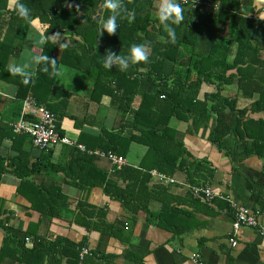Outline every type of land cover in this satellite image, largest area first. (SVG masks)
Here are the masks:
<instances>
[{"label":"trees","instance_id":"obj_1","mask_svg":"<svg viewBox=\"0 0 264 264\" xmlns=\"http://www.w3.org/2000/svg\"><path fill=\"white\" fill-rule=\"evenodd\" d=\"M195 1L187 0L186 4H182L179 0L184 8L185 19L179 25H173L177 39L171 43L167 29L158 20L161 0H121L117 32L105 33L100 37H97L96 31L99 21L111 14L110 9L103 7V0H25L32 9L30 20L17 16L14 0H0V30L2 16L9 14V21L5 24L10 32L26 27L37 18L48 25L45 35L63 31L73 37L71 51L68 50L70 54L63 51L58 57L55 55V44L48 39L41 55L47 54L56 59V64L52 66L49 63L47 72L43 71L44 66L41 64L29 84H24L18 74H12L18 80L15 82L18 86L17 98L22 101L31 95L39 105L53 113L51 106L42 104L46 100L42 86L52 87L59 66L66 65L88 75L94 71L91 97L99 100L100 97L108 96L122 122L117 130L102 129L95 136L81 132L77 143L87 151L122 157L126 156L133 143L146 149L138 167L114 168L109 174L95 165L97 156L65 146L71 160L62 165L49 163V168L63 172L73 186L84 192L101 188L109 200L119 202L127 216L133 219L140 211L148 213L149 223L153 216L150 212L153 195L157 194L154 190L165 192L167 184L156 179L157 184L151 188L154 178L150 171L155 170L171 177L177 170H182L191 178L193 172L205 170L200 164L188 163V154L169 127L171 119L191 120V129L196 132L215 115L209 140L232 163H241L251 155L261 156L260 153L264 151V118L251 117L264 114V79L256 76L257 70L264 67V59L260 57L264 50V22L258 23L252 16H256L257 12L252 8H244L242 0H197L200 4L194 9L196 14L192 15L186 10ZM206 2L215 6L216 12L203 10V3ZM135 13L140 14L135 16ZM225 24H228L229 37L215 39L217 28ZM201 38H206L210 43L207 53L197 51ZM135 44L146 45L149 53L147 61L137 62L127 71H121L116 65L111 70L103 67V58L109 49L127 55ZM73 45H79L81 51L73 48ZM234 45L236 51L233 54L231 47ZM15 52L5 40L0 42V79L1 74L8 73L6 59ZM65 55L71 60L64 61ZM203 84L214 86L215 91L205 95L203 100H198ZM231 86L243 95L258 93V100L250 108L238 110L235 98L224 95ZM136 98H139V103L135 107ZM59 120L62 117L57 118V121L63 134ZM84 124L85 121L76 122L75 127L82 129ZM6 138L12 139L15 145L25 141L27 136L13 135L10 126L0 121V145ZM51 154L46 153V157ZM21 162L20 158H16L9 160V165L18 171ZM7 168L6 158L0 156V183L2 175L8 172ZM28 176H21V183L33 185V190H36V195L30 198L34 210L47 218H57L64 209L70 207L54 182L35 185L26 180ZM74 209L77 211L75 222H82L87 228L95 216L96 223L103 221L104 214L89 209L83 200L74 204ZM2 214L0 209V219L7 221V217L3 218ZM157 214L160 222L164 212ZM182 230L174 228L172 232L179 234ZM33 242L30 249H21L19 262L33 264L36 259L41 263L56 255L65 256L67 251L70 254L67 256L78 261V250L83 247L82 244L74 246L67 242L46 244L44 239L38 238Z\"/></svg>","mask_w":264,"mask_h":264},{"label":"crops","instance_id":"obj_2","mask_svg":"<svg viewBox=\"0 0 264 264\" xmlns=\"http://www.w3.org/2000/svg\"><path fill=\"white\" fill-rule=\"evenodd\" d=\"M254 2L242 0L241 5L247 10L252 8L257 11L253 8ZM199 4L196 0L186 11L195 15L194 9ZM209 5H204L203 10L216 12ZM139 14L135 13V16ZM252 16L258 23L264 22V18L258 13ZM261 16H264V11ZM6 21H9V14L1 18L3 25L0 42L5 40L13 51H17L6 59L8 73L1 74L0 79V121L10 126L19 118L21 100L17 98L18 86L15 82L18 80L8 71V67L25 60L26 52L42 54L44 46H37L35 39L45 35L48 25L36 18L26 27L10 32L7 30ZM57 33L59 35H55ZM206 35L207 33L204 36ZM228 37V24L218 27L214 34L217 40ZM72 38V34L63 31H55L49 36L51 43L55 44L56 57L63 51L70 54L68 50ZM57 40L61 41L59 45L54 43ZM64 42L68 44L67 47L63 46ZM209 44L206 38H201L197 47L198 53H207ZM73 48L81 51L79 45H73ZM231 48L234 54L235 45ZM65 56L64 61L71 60ZM260 57L264 59V50ZM89 73L84 74L72 67L60 65L52 87L42 86V94L46 95L42 104L51 106L57 118L62 117L59 125L63 134L76 142L81 132L95 136L102 129L117 130L122 122L108 96L100 97L99 100L91 97L95 73ZM256 76L264 79V67L257 70ZM214 91V86L203 84L198 100H203L205 95ZM9 92L14 94L9 95ZM224 95L235 98L238 110L250 108L259 97L258 93L243 95L234 86L229 87ZM138 103L139 98H136L134 106ZM251 117L264 118V114H254ZM83 121L85 124L82 129H76L75 123ZM214 122L215 115L208 124L195 132L191 129V120H170L169 127L188 154V163L200 164L205 170L200 173L191 171V178L186 171L177 170L170 177L175 182H166L165 192L154 190L157 194L153 195L154 201L150 206L153 214L151 223L148 222V213L140 211L133 219L127 216L119 202L109 200L101 188L84 192L73 186L63 172L50 169L49 163L62 165L71 160L65 146L56 148L50 157H46V153L35 148L27 138L15 145L12 144V139H4L0 145V156L6 158L8 172L1 177L0 209L7 221L0 219V264H32L19 262V258L21 249H30L35 238L44 239L46 244H82L91 254L75 261L73 257L67 256L70 255L67 251L65 256L56 255L41 263L35 259L33 264H264V234H261L264 233V151L260 153L261 156L251 155L241 163H232L209 140ZM145 152L143 146L133 143L124 157L128 166L138 167ZM16 158L22 161L17 167L18 171L9 165V160ZM94 163L109 174L113 172V166L106 159L98 158ZM25 175H29L26 180L35 185L54 182L70 207L64 209L57 218L41 215L32 208L30 201L36 195L33 185L21 183V176ZM157 182L156 178L152 179L150 187ZM205 186L210 187L214 195L211 201H206L203 195L192 192V188ZM226 198L236 206L245 207L256 214L258 226L241 227L234 235V210ZM82 200L89 209L104 214L101 223H96V216L91 218L92 224L88 228L82 222H75L77 211L74 204ZM161 212L164 214L158 222L157 213ZM117 227L120 228L119 231L116 230ZM174 228L183 230L174 234ZM26 238L32 242H26ZM232 238L236 242L235 246L230 242Z\"/></svg>","mask_w":264,"mask_h":264},{"label":"built area","instance_id":"obj_3","mask_svg":"<svg viewBox=\"0 0 264 264\" xmlns=\"http://www.w3.org/2000/svg\"><path fill=\"white\" fill-rule=\"evenodd\" d=\"M180 2L186 4L187 0H180ZM209 4L205 3L204 5L207 6ZM209 7H211L213 11H216V7L212 4H210ZM21 104L19 118L16 122L10 124L12 134L15 136H27L32 145L40 151L48 153L60 146H67L76 148L81 152H86L89 155H95L98 158L106 159L115 169L128 166L126 159L122 156L111 153H102L99 151H87L83 145L78 144L68 136L61 134L56 116L43 105H39L31 95L24 98L21 101ZM150 175L160 182H168L170 184L175 182L170 177L159 174L155 170L150 171ZM192 192L195 195H203L206 201H211L214 198V195L208 186L192 188ZM226 201L230 202V205L234 210V222L232 224L234 235L241 227L254 228L258 226L256 214L245 207L236 206L227 198ZM261 234L264 233L262 232ZM25 241L32 242L29 238H26ZM230 242L235 246L236 242L233 238L230 239ZM90 254L89 249L86 247H82L78 250L79 260H82L85 256ZM193 261H195L194 258Z\"/></svg>","mask_w":264,"mask_h":264},{"label":"clouds","instance_id":"obj_4","mask_svg":"<svg viewBox=\"0 0 264 264\" xmlns=\"http://www.w3.org/2000/svg\"><path fill=\"white\" fill-rule=\"evenodd\" d=\"M14 7L18 17L24 20L31 19L32 9L25 0H14ZM103 7L105 9H110L111 14L107 16V18L100 19L96 29L98 34L97 37L103 36L105 33L114 34L119 27L118 9L121 7V0H103ZM253 8L257 9L256 12L261 18H264V16H261V12L264 11V0H255ZM184 19V8L179 0H161L158 7V20L167 29L171 43H175L177 39L176 29L173 25H179ZM55 35H59V33ZM48 39V35H40L38 39H35V44L42 47L48 43ZM54 43L59 45L61 41L57 40L54 41ZM63 46L67 47L68 44L64 42ZM25 55V60L10 64L8 67V71L11 74H18L23 78L22 82L24 84L32 82V78L36 75L35 69L41 64H43V71L45 72L49 70V63L52 66L56 64V59L50 58L47 54L39 55L26 52ZM148 58L149 53L146 45L143 44L133 45L127 55H120L109 49L107 55L103 58V67L107 70H111L113 66L116 65L121 71H127L131 65L140 61H147ZM13 94V92H9V95Z\"/></svg>","mask_w":264,"mask_h":264},{"label":"rangeland","instance_id":"obj_5","mask_svg":"<svg viewBox=\"0 0 264 264\" xmlns=\"http://www.w3.org/2000/svg\"><path fill=\"white\" fill-rule=\"evenodd\" d=\"M82 75H80V77H81ZM78 86H74V88H77ZM21 106H22V104H21Z\"/></svg>","mask_w":264,"mask_h":264}]
</instances>
